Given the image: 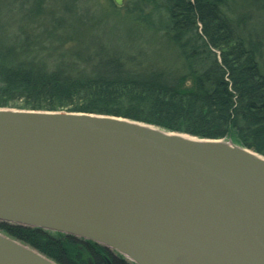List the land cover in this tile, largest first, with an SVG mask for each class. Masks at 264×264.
Here are the masks:
<instances>
[{"label":"water","instance_id":"water-1","mask_svg":"<svg viewBox=\"0 0 264 264\" xmlns=\"http://www.w3.org/2000/svg\"><path fill=\"white\" fill-rule=\"evenodd\" d=\"M0 223L133 264H264V157L120 117L0 108ZM0 264L55 263L0 232Z\"/></svg>","mask_w":264,"mask_h":264},{"label":"trees","instance_id":"trees-1","mask_svg":"<svg viewBox=\"0 0 264 264\" xmlns=\"http://www.w3.org/2000/svg\"><path fill=\"white\" fill-rule=\"evenodd\" d=\"M146 1L160 2L163 29L180 51L183 70L140 72L111 57L71 74L2 61L0 108L120 117L199 139L231 140L264 157L261 43L244 35L229 9L232 0ZM0 231L55 264H107L98 255L102 247L90 241L84 247L77 237L7 223Z\"/></svg>","mask_w":264,"mask_h":264},{"label":"rangeland","instance_id":"rangeland-1","mask_svg":"<svg viewBox=\"0 0 264 264\" xmlns=\"http://www.w3.org/2000/svg\"><path fill=\"white\" fill-rule=\"evenodd\" d=\"M159 5L146 0H127L121 8L109 0H0V62L74 74L89 72L97 58L112 57L135 71H181L183 60L165 34ZM229 9L241 19L244 35L261 43L264 59V0H232Z\"/></svg>","mask_w":264,"mask_h":264},{"label":"flooded vegetation","instance_id":"flooded-vegetation-1","mask_svg":"<svg viewBox=\"0 0 264 264\" xmlns=\"http://www.w3.org/2000/svg\"><path fill=\"white\" fill-rule=\"evenodd\" d=\"M75 241L79 245H82L84 247L87 246L86 241L83 239H80V240L75 239ZM101 250L102 251H100L98 255H100L103 258V260H105L107 262V264H112V261L115 262L116 260L124 261L127 264H133L131 261H129L124 256H122L121 254H119L115 251L107 250L103 247L101 248Z\"/></svg>","mask_w":264,"mask_h":264}]
</instances>
